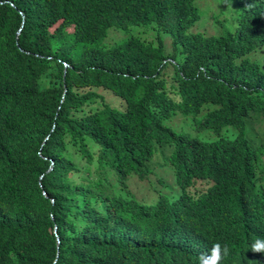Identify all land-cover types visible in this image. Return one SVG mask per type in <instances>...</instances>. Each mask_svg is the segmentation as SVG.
<instances>
[{"label":"trees","instance_id":"16d2710c","mask_svg":"<svg viewBox=\"0 0 264 264\" xmlns=\"http://www.w3.org/2000/svg\"><path fill=\"white\" fill-rule=\"evenodd\" d=\"M195 2L0 0V264H211L215 244L230 249L220 264H264L250 249L264 242V130L248 127L264 121V62L249 56L264 0H238L236 29L210 35L189 31ZM150 22L170 51L104 45ZM176 110L216 138L167 125ZM154 142L179 192L145 202L127 182L150 177Z\"/></svg>","mask_w":264,"mask_h":264},{"label":"rangeland","instance_id":"374dc122","mask_svg":"<svg viewBox=\"0 0 264 264\" xmlns=\"http://www.w3.org/2000/svg\"><path fill=\"white\" fill-rule=\"evenodd\" d=\"M199 13V20L189 29L190 32H201L207 35L218 34L223 27L221 23L227 26L230 30L234 31L239 23L240 9L238 7V0H196L195 2ZM136 35L147 41L156 43L157 38L161 40L166 52L171 49V32L169 27L161 28L157 24L141 23L137 25L129 26L123 30L118 28L117 30H110L107 37L104 39V45L109 46L123 40L124 38ZM55 45V40H53ZM180 48L181 46L178 45ZM251 58L264 62V44L259 46L254 52L249 55ZM173 65H170L166 70L165 77L170 82L171 74L173 72ZM46 83L39 82L40 87H45ZM95 89L104 97L106 103L119 109H123L125 106L124 101L117 95H114L108 90L103 88ZM197 116L184 115L179 110L173 112L169 118L165 120L167 125L173 127L176 131L186 130L191 134H197L201 139H214L216 136L209 130H197L194 126V122ZM249 130L255 134L261 133L264 130V121L258 114L252 116L248 124ZM156 152L153 159L150 161L152 171L150 177L144 181H137L135 177L128 179V189L132 192L131 195L139 200L145 202H152L158 198L159 193L172 197L179 192V188L175 182V176L173 168L165 159L169 156V148L162 144L154 142ZM158 177H161V181H158ZM124 188L114 183V191L123 193Z\"/></svg>","mask_w":264,"mask_h":264},{"label":"clouds","instance_id":"9594fccd","mask_svg":"<svg viewBox=\"0 0 264 264\" xmlns=\"http://www.w3.org/2000/svg\"><path fill=\"white\" fill-rule=\"evenodd\" d=\"M250 249L255 253L264 254V242L257 240L251 245ZM229 254L230 249L227 245L215 244L212 249L211 264H220Z\"/></svg>","mask_w":264,"mask_h":264}]
</instances>
